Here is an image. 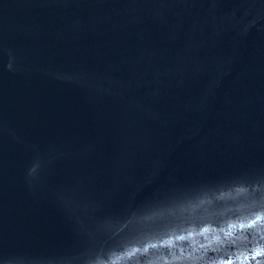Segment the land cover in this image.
I'll use <instances>...</instances> for the list:
<instances>
[{
	"label": "water",
	"instance_id": "1",
	"mask_svg": "<svg viewBox=\"0 0 264 264\" xmlns=\"http://www.w3.org/2000/svg\"><path fill=\"white\" fill-rule=\"evenodd\" d=\"M0 264H264V0H0Z\"/></svg>",
	"mask_w": 264,
	"mask_h": 264
}]
</instances>
